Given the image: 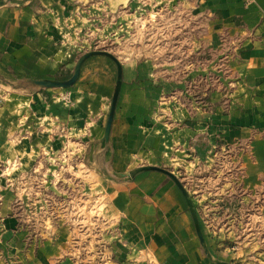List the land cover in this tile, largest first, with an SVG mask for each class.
Listing matches in <instances>:
<instances>
[{"label":"crops","instance_id":"1","mask_svg":"<svg viewBox=\"0 0 264 264\" xmlns=\"http://www.w3.org/2000/svg\"><path fill=\"white\" fill-rule=\"evenodd\" d=\"M140 5L0 0V264H237L198 221L201 241L172 178L131 173L177 177L186 154L228 149L264 191V0H185L180 61L119 58L108 138L113 60L88 58L69 88L34 83L70 80L89 30Z\"/></svg>","mask_w":264,"mask_h":264},{"label":"rangeland","instance_id":"2","mask_svg":"<svg viewBox=\"0 0 264 264\" xmlns=\"http://www.w3.org/2000/svg\"><path fill=\"white\" fill-rule=\"evenodd\" d=\"M137 1L141 5L136 10L129 8L94 25L80 54L102 50L123 61L152 59L159 67L180 61L185 35L196 31L185 0ZM172 164L207 235L227 244L237 264H264V191L245 187L239 154L217 148L205 159L191 152L185 161Z\"/></svg>","mask_w":264,"mask_h":264},{"label":"water","instance_id":"3","mask_svg":"<svg viewBox=\"0 0 264 264\" xmlns=\"http://www.w3.org/2000/svg\"><path fill=\"white\" fill-rule=\"evenodd\" d=\"M97 55H102V56H106V57L110 58L111 60H113L115 62L117 69H118V78H117V83H116V87H115V91H114V95H113L112 108H111V112H110V116H109V121H108L107 129H106V136L108 138L110 130H111V125L113 122V117H114L115 108H116V104H117V100H118V96H119V92H120V87L122 84V65H121V62L119 61V59L114 54L107 52V51H102V50L101 51L87 52V53L83 54L78 59L76 66H75V69H74V74L70 80H68L66 82H56V81L44 80V81H35L34 83L37 84L38 86L45 87V88H69L77 82V80L79 78L80 71H81V67L84 64V62L88 58H90L92 56H97ZM147 170L159 171V172H162V173L168 175L170 178H172L176 182V184L179 186V188L182 190V192L184 193V195L187 198V200L190 204V207L193 211L191 201H190L189 196L187 195L183 185L181 184L179 179L170 171H168L166 169H162V168L146 166V167H142V168L135 170L134 172L131 173V175L134 176L135 174H137L139 172L147 171ZM193 214H194V211H193ZM194 218H195V224H196L200 239L204 243L203 235L201 233V229L199 227V223H198V220H197V217L195 214H194Z\"/></svg>","mask_w":264,"mask_h":264}]
</instances>
